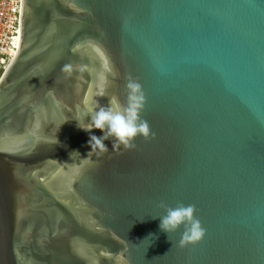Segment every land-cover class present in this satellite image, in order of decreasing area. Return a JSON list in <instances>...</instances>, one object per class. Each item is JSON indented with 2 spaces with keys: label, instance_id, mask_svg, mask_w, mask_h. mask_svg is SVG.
Returning <instances> with one entry per match:
<instances>
[{
  "label": "water",
  "instance_id": "water-1",
  "mask_svg": "<svg viewBox=\"0 0 264 264\" xmlns=\"http://www.w3.org/2000/svg\"><path fill=\"white\" fill-rule=\"evenodd\" d=\"M129 76L155 139L101 155L86 130ZM161 203L194 205L203 240L180 248ZM0 264H264V0H24Z\"/></svg>",
  "mask_w": 264,
  "mask_h": 264
},
{
  "label": "clouds",
  "instance_id": "clouds-1",
  "mask_svg": "<svg viewBox=\"0 0 264 264\" xmlns=\"http://www.w3.org/2000/svg\"><path fill=\"white\" fill-rule=\"evenodd\" d=\"M64 71L70 73L71 69L66 66ZM113 75L116 74L113 73ZM124 87L126 91L125 103L114 102L113 108L99 107L91 117L92 127L87 130L83 129L86 131L100 130L101 135H90L88 143L90 148H99L101 155L109 151L105 144L109 138L113 140V149L122 148L124 151L135 149L138 138L146 141L155 139V133L151 131L149 123L141 116L146 104L141 83L135 77L129 76ZM160 207L164 209L165 214L157 216L160 219L159 227L169 235L180 232L178 244L180 248L195 245L203 240L206 230L195 215L194 205L179 203L175 207H169L161 203Z\"/></svg>",
  "mask_w": 264,
  "mask_h": 264
},
{
  "label": "built area",
  "instance_id": "built-area-1",
  "mask_svg": "<svg viewBox=\"0 0 264 264\" xmlns=\"http://www.w3.org/2000/svg\"><path fill=\"white\" fill-rule=\"evenodd\" d=\"M24 0H0V82L13 62Z\"/></svg>",
  "mask_w": 264,
  "mask_h": 264
}]
</instances>
